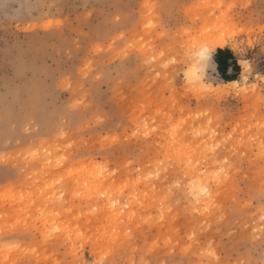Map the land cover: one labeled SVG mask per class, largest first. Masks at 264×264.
Here are the masks:
<instances>
[{
    "label": "rangeland",
    "instance_id": "374dc122",
    "mask_svg": "<svg viewBox=\"0 0 264 264\" xmlns=\"http://www.w3.org/2000/svg\"><path fill=\"white\" fill-rule=\"evenodd\" d=\"M0 264H264V0H0Z\"/></svg>",
    "mask_w": 264,
    "mask_h": 264
},
{
    "label": "bare ground",
    "instance_id": "6f19581e",
    "mask_svg": "<svg viewBox=\"0 0 264 264\" xmlns=\"http://www.w3.org/2000/svg\"><path fill=\"white\" fill-rule=\"evenodd\" d=\"M211 17L213 16H206L202 19L203 25L195 30V37L203 41L205 45L204 49H207L206 53L205 50H203L206 57L215 50L224 49L227 46V27L233 25V20L226 16H222L217 20H213ZM233 34L234 33H232V35ZM206 57L202 56V59ZM233 83H236V81Z\"/></svg>",
    "mask_w": 264,
    "mask_h": 264
},
{
    "label": "trees",
    "instance_id": "16d2710c",
    "mask_svg": "<svg viewBox=\"0 0 264 264\" xmlns=\"http://www.w3.org/2000/svg\"><path fill=\"white\" fill-rule=\"evenodd\" d=\"M213 58L215 62L218 65V70L223 75V79H229V77L224 76L226 71L229 69V67L232 65V68L236 73L240 72V66L237 64V59L234 56L233 52L229 48H224V49H218L214 55ZM232 60V62H231ZM234 80H238V76H234Z\"/></svg>",
    "mask_w": 264,
    "mask_h": 264
},
{
    "label": "crops",
    "instance_id": "0c3cea01",
    "mask_svg": "<svg viewBox=\"0 0 264 264\" xmlns=\"http://www.w3.org/2000/svg\"><path fill=\"white\" fill-rule=\"evenodd\" d=\"M227 48H229L232 52H233V54H234V56L236 57V59H237V64L240 66V72L239 73H236V71H234V69L232 68V65L229 67V69L226 71V73L224 74V76H226V78H227V76L229 77V79H226V80H224L223 79V75H221V73L219 72V70H218V65H217V63L215 62V60H214V58H212V62H211V67H212V69H213V72L216 74V77L221 81V82H223L224 84H229V83H232V82H235V81H238V80H234V76H238V79H239V77H240V75H241V72H242V68H241V61H240V59L238 58V56L236 55V53L234 52V50H232L230 47H227ZM231 62H232V60H231Z\"/></svg>",
    "mask_w": 264,
    "mask_h": 264
}]
</instances>
